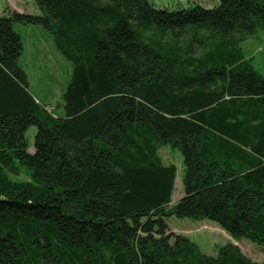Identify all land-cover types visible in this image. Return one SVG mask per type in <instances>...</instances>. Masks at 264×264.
Here are the masks:
<instances>
[{
    "label": "trees",
    "instance_id": "obj_1",
    "mask_svg": "<svg viewBox=\"0 0 264 264\" xmlns=\"http://www.w3.org/2000/svg\"><path fill=\"white\" fill-rule=\"evenodd\" d=\"M219 1L34 0L39 15L0 17V264H264L169 226L210 221L264 248V77L240 49L264 0ZM16 23L71 62L64 116L31 94ZM164 147L183 156L176 203Z\"/></svg>",
    "mask_w": 264,
    "mask_h": 264
},
{
    "label": "rangeland",
    "instance_id": "obj_2",
    "mask_svg": "<svg viewBox=\"0 0 264 264\" xmlns=\"http://www.w3.org/2000/svg\"><path fill=\"white\" fill-rule=\"evenodd\" d=\"M157 8L177 9L187 7L196 2L202 7L213 9L220 4L219 0H150ZM13 13L39 15L34 0H0V17ZM14 30L21 36L24 51L20 59V66L29 78V90L36 101L55 117L64 116L63 94L72 78V64L66 60L55 48L53 37L38 25H24L16 23ZM205 35V34H204ZM241 55L250 62L252 67L264 77V32L258 31L254 36L240 43ZM37 129L32 127L27 137L34 144ZM165 165H175L178 175L173 195V203L179 201L184 194L183 156L178 150L164 147L159 151ZM13 179L27 181L25 172ZM172 232L188 236L197 243L201 251L215 257L219 247L232 242L240 247L242 252L253 261L264 262V248H259L249 241L236 242L217 224L189 219L172 218L169 220Z\"/></svg>",
    "mask_w": 264,
    "mask_h": 264
},
{
    "label": "crops",
    "instance_id": "obj_3",
    "mask_svg": "<svg viewBox=\"0 0 264 264\" xmlns=\"http://www.w3.org/2000/svg\"><path fill=\"white\" fill-rule=\"evenodd\" d=\"M34 144L33 145H31V143H30V148H29V152L30 153H34ZM204 222V221H203ZM236 245V244H235ZM256 262H260V261H256Z\"/></svg>",
    "mask_w": 264,
    "mask_h": 264
}]
</instances>
